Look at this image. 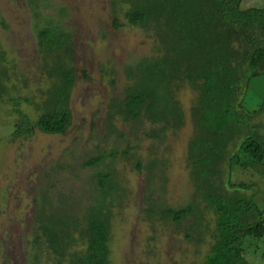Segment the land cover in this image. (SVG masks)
Here are the masks:
<instances>
[{
    "label": "trees",
    "instance_id": "1",
    "mask_svg": "<svg viewBox=\"0 0 264 264\" xmlns=\"http://www.w3.org/2000/svg\"><path fill=\"white\" fill-rule=\"evenodd\" d=\"M107 2L112 26L121 27V20L141 29L151 48L148 55L124 64L125 86L120 96L108 99L104 124L105 134L111 136L99 139L93 152L75 155L82 157L79 167L90 171L84 183H90L92 193L81 205L54 192V184L42 186L33 196L30 234L24 242L26 264H112V220L126 200L117 175L127 164L132 171H145L140 213L151 233L166 227L184 243L193 246L198 240L207 245L202 264H248L244 252L254 246L243 241H262L264 204L259 208L254 200L260 193L255 184L232 180L236 170H253L254 160L261 164L264 159L259 110H252L247 99L250 81L264 75V6L242 7V0ZM27 6L35 19L32 59L38 65L37 83L28 89L0 42V149L34 130L64 136L72 128L73 34L63 25L68 14L60 6L55 17L46 19L37 12L38 0H27ZM0 27L5 29L1 17ZM100 67V79L114 86V65ZM78 74L85 78L84 70ZM183 84L194 92L186 113L175 99ZM186 115L190 124L183 152L186 194L171 205L165 195L167 147L161 156L148 149L150 156L142 161L134 153L139 140L118 133L112 122H130L137 132L144 128L139 120L147 122L142 135L157 147L163 144L161 133L184 127ZM63 168L57 163L44 170L43 177ZM262 175L258 179L264 183ZM202 211L211 214L210 227L202 223Z\"/></svg>",
    "mask_w": 264,
    "mask_h": 264
},
{
    "label": "rangeland",
    "instance_id": "2",
    "mask_svg": "<svg viewBox=\"0 0 264 264\" xmlns=\"http://www.w3.org/2000/svg\"><path fill=\"white\" fill-rule=\"evenodd\" d=\"M242 1V7L264 6V0ZM38 2L37 12L40 17H55L60 6L68 14L63 25L73 34L75 80L69 101L72 128L64 136L44 135L34 130L31 136L4 143L0 149V264H26L24 242L30 234L34 208L32 198L42 186L54 184V192L66 196L71 202L79 201L80 205L92 193L90 183H84L90 179V171L79 167L82 157L75 158V155L93 152L99 139L111 136L105 134L108 127L104 124L108 99L113 95L120 96L125 86L126 82L122 78L124 64L148 55L151 48V43L141 29L130 27L121 20V27L115 29L112 26V13L107 0ZM0 17L5 25V29L0 27V42L9 52V58L14 59L16 71L23 75V79L28 82V89L32 91V82L37 83L35 79L38 65L32 59L35 19L27 6V0H0ZM6 57L8 59V55ZM107 62L114 65L117 76L112 87L99 76L100 66H106ZM80 70L85 71V78L78 74ZM244 82L245 80L240 86L241 90H244ZM193 96L194 92L186 84L175 94V99L183 106L184 113L188 111ZM187 118L186 115V124L180 131L161 133L163 144L157 147L154 140L142 135L149 127L147 122L145 124V121L139 120L140 125H144L141 132H137L135 127L132 129L130 122H112L118 133L123 132L129 140H139L134 153L142 161L150 156L148 149L161 156L163 148L167 147L169 167L164 173L167 178L165 195L171 205L185 199L186 194L187 170L184 168L183 152L190 135ZM256 119L260 125V130L256 128V131L258 130L259 135H264V104ZM253 126L254 124L252 128ZM4 132H9V129ZM236 144H239V140ZM232 155V151L229 152L225 160ZM57 163L64 167L63 172L57 171L54 175L50 172L47 177H43V171ZM258 163L254 160V167L251 168L253 170H236L232 183L255 184L260 193L254 200L256 202L258 199L257 206L262 208L264 183L262 179H258V175H264V159L260 161L261 164ZM67 164L70 168L65 169ZM119 166L121 168L123 165ZM118 171V182L126 193V200L124 207L119 208L116 220H112L111 263L202 264V255L207 250V245L203 246L198 240L193 246L184 243L179 234H173L166 227L151 233L146 225L140 213L145 171H132L128 164L123 166L122 171ZM77 172L79 173L76 178L74 174ZM243 195L247 197L248 193ZM199 215L202 223L210 227L211 214L202 211ZM203 236L207 241L208 237ZM246 242L254 246L244 252L246 262L264 264V236L262 241L245 239L243 244Z\"/></svg>",
    "mask_w": 264,
    "mask_h": 264
},
{
    "label": "crops",
    "instance_id": "3",
    "mask_svg": "<svg viewBox=\"0 0 264 264\" xmlns=\"http://www.w3.org/2000/svg\"><path fill=\"white\" fill-rule=\"evenodd\" d=\"M248 88L247 99L253 104L252 110L257 112L264 104V75L253 78L248 84Z\"/></svg>",
    "mask_w": 264,
    "mask_h": 264
}]
</instances>
